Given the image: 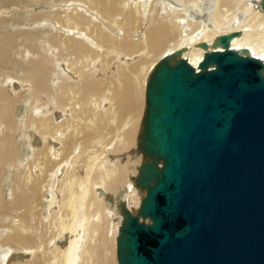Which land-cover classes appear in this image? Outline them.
Returning a JSON list of instances; mask_svg holds the SVG:
<instances>
[{
	"label": "bare ground",
	"instance_id": "obj_1",
	"mask_svg": "<svg viewBox=\"0 0 264 264\" xmlns=\"http://www.w3.org/2000/svg\"><path fill=\"white\" fill-rule=\"evenodd\" d=\"M34 17L49 24L40 29L46 36L26 48L21 76L0 78V174L9 164L27 189L12 194L13 202L26 196L0 236V264H118L120 229L106 198L128 186L135 213L144 194L133 185L142 160L120 156L138 145L150 72L180 48L197 66L207 50L221 48L211 45L218 35L235 30L231 48L264 61L261 0H63ZM12 34L1 35L0 50L14 47ZM24 92L30 97L20 120ZM22 126L27 161L17 142ZM11 240L23 250L4 248Z\"/></svg>",
	"mask_w": 264,
	"mask_h": 264
},
{
	"label": "water",
	"instance_id": "obj_2",
	"mask_svg": "<svg viewBox=\"0 0 264 264\" xmlns=\"http://www.w3.org/2000/svg\"><path fill=\"white\" fill-rule=\"evenodd\" d=\"M237 35H218L197 66L180 48L150 72L144 194L121 208L118 264H264V61L231 48Z\"/></svg>",
	"mask_w": 264,
	"mask_h": 264
},
{
	"label": "rangeland",
	"instance_id": "obj_3",
	"mask_svg": "<svg viewBox=\"0 0 264 264\" xmlns=\"http://www.w3.org/2000/svg\"><path fill=\"white\" fill-rule=\"evenodd\" d=\"M59 1L60 0H56V1L55 0H0L1 8L3 9V12L0 14L1 15L0 16V37L3 33L8 32V31L14 33L12 34L14 35V38L12 40L14 47L12 46V44H10L8 49L0 50V78L1 79L6 74H8V72L16 76H21L23 73V70L24 71L26 70V67L28 66L27 65L28 64L27 63L28 54H27L26 48L28 49L32 47L33 43L37 41L39 36H41L42 34L46 36V34L43 33V31L40 29L50 28L49 24L40 25L37 22H35V20H33L35 19L34 14L53 10L55 8V4L62 3L63 0H61L60 2ZM6 91L7 93H10L13 95L12 87H10L9 89L7 88ZM21 97L19 98L20 102L18 103L16 107V116H15L17 117V119H20V120H21V116L23 115V113L25 114V112L27 111L28 105H27V102L25 103V101L28 97H30V95L24 92V94H22ZM143 113L144 112H142V116H143ZM141 127H142V117H141V122H140V129ZM25 132H28L27 128L23 127L21 130H19V133L17 136L19 150H21L20 158L23 159V161H27L28 159L27 156L30 155L29 154L30 153L29 140L25 136L23 137V133ZM131 148L132 149L127 148V150L125 151V154L123 156H120V160L122 162H127L129 159H131V162H132L133 158H140V160H143L142 159L143 155L138 149L137 142H136V145ZM128 149L130 150L128 151ZM137 166H136V169H137ZM5 169H6L5 172H2V175L0 174V176L3 177V179L2 177H0V193L2 194V198L0 202V236L5 232V230L8 229L6 228L5 225L10 222V219L14 216V214H16L17 211H21L17 209L19 204H24L23 202L24 200L22 199L23 197L26 196L23 193L24 191H22L20 195L22 197H20L19 195L17 197L15 196V202L12 201L14 199L12 198V194L15 192V189L17 191V187L20 190H27L25 186H24L25 189H22L23 185L19 186V183L17 182L19 181V179H15V170L12 167H10L9 164H6ZM137 173H138V170H136V174ZM131 177L133 180L134 173L131 174ZM134 184L135 182L133 180V185ZM134 187L136 186L134 185ZM137 189H138L139 195H142L143 192L140 190V188H137ZM42 190L44 189L42 188ZM48 190H51V188ZM127 194H129L128 186L121 187V188L119 187L115 189V191H113L112 194H108V197L106 198V202L108 204L109 209L111 211H115L114 212L115 214L113 215V223H115V225H117L118 228H120V223L122 219L120 207L123 206V204L126 205L127 207L129 206L128 205L129 200L127 198L128 197ZM46 196L48 198L47 197L44 198L45 208L47 207L49 193H47ZM18 198L19 199L21 198V199L17 201ZM10 202H12L13 205ZM15 208L17 211L15 210ZM2 210H7V211L5 212L3 211L4 213H2ZM16 243L17 242L15 240H11L6 244L7 246H4V248L8 247V245H11V246H14L16 250H23L21 247L15 245ZM2 249L3 248L0 246V251Z\"/></svg>",
	"mask_w": 264,
	"mask_h": 264
}]
</instances>
